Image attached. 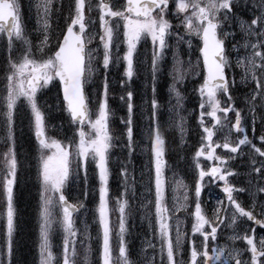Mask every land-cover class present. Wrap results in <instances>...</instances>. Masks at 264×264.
I'll return each mask as SVG.
<instances>
[{
    "label": "snow or ice",
    "instance_id": "6c2138e0",
    "mask_svg": "<svg viewBox=\"0 0 264 264\" xmlns=\"http://www.w3.org/2000/svg\"><path fill=\"white\" fill-rule=\"evenodd\" d=\"M35 7L39 18L37 42L34 43L27 34L19 0H0V37L6 38L7 65L4 75L6 95L0 96V101L6 109L3 127L7 134L6 141L10 142V147L3 153L4 175L0 177V190L6 204L5 238L0 246V264H15V237L18 234L14 204L18 174L15 124L19 108L24 107L30 111L29 124L39 145V264H75L77 229L74 214L84 208V204L70 202L65 190L70 183L83 180L82 195L87 198L89 161L94 165V175L99 185L97 212L102 244L97 264H133L124 239L128 219L126 209L130 207L127 197L131 190L128 186L116 200L119 239L118 256L113 257L109 207L110 165L114 149L121 145V140L110 127L113 111L109 101L115 97L110 94L108 73L111 67L124 63L120 87L125 91L119 100L126 106V118L121 120L123 128L119 136L123 137L122 150L127 152L130 161L136 146L132 118L134 94L128 90V85L138 71V47L148 39L152 46L153 79V98L149 101L151 115L148 117L149 155L154 168V201L150 203L155 208L154 231L160 245L159 264H264V235L257 234V230L264 233V202H256L258 195L264 200V130L255 137L257 105L264 113V0H253L251 15L246 10L248 0H125L124 3L119 0L115 3L99 0L96 9L101 29L98 34L99 51L102 53L100 67L103 69L99 93L88 91L96 57L88 49L94 37L86 35V0H74V10L70 9L65 27L59 35L50 23L53 0H39ZM88 7H92L90 0ZM243 16L249 18L245 20ZM194 39L197 41V62L193 65L189 59V67L185 69L177 48L173 55L174 82L170 86L176 99L175 107L183 109L185 97L177 83H182L189 73L200 80L198 87L193 89L198 98L200 146L192 157L196 177L192 201L194 211L189 213L192 217L191 234L193 237L199 236L200 243L198 245L195 239H191L185 253L182 249L186 234L180 231L177 224L173 239L169 223L171 217L166 202L164 176L166 149L156 115L160 104L155 97V80L170 48L169 41L175 40L176 45H186L190 55ZM16 42H20L23 47L16 48ZM121 44L125 46L122 56L119 55ZM242 51L244 55H241ZM231 54L236 56L234 61L229 59ZM234 68L240 69L239 82L232 71ZM249 82L253 87L241 101L234 93L239 91L238 84ZM53 88L58 90L57 106L68 114V127L72 133L70 137L65 134L63 140L47 134L53 106L42 100V95ZM221 97L224 98L223 106ZM238 101L245 107H237ZM93 103L95 112L90 108ZM229 113L234 114V124L231 126ZM245 113L252 119L253 139L249 138L247 129L242 126V121L246 119ZM180 121L183 136V117H180ZM56 131L60 132V129ZM233 131L242 133L243 138L233 142ZM218 132L223 135V143L213 139ZM254 139L261 146H257ZM241 146L250 149L249 153H242ZM217 148L226 149L229 155L218 156ZM238 157L246 158L251 169L247 173L249 179L246 187H237L230 182V178L242 175L230 166ZM201 159L213 163L206 169ZM120 174L128 178L130 173L127 164H121ZM212 185L219 191L215 203L208 208L212 200L211 192L207 201L202 203L201 198L205 189H210ZM253 188L255 191H252ZM179 189H183V202L178 201V208L185 209L188 187L182 180L176 182L173 191ZM245 193L250 194L251 204L240 201L239 197ZM76 199L79 200V197ZM57 206L64 234L61 261H57L54 256L50 241L53 210ZM257 207L259 212L256 211ZM178 208L174 207L173 212ZM221 226L232 229L233 234L225 237ZM221 238L226 240L224 244L218 243ZM210 241L213 244L211 249ZM237 241L244 246L237 247ZM148 247L156 251L155 245L149 243ZM245 256L248 258L245 259ZM148 260L149 264H156L155 257H149Z\"/></svg>",
    "mask_w": 264,
    "mask_h": 264
},
{
    "label": "rangeland",
    "instance_id": "374dc122",
    "mask_svg": "<svg viewBox=\"0 0 264 264\" xmlns=\"http://www.w3.org/2000/svg\"><path fill=\"white\" fill-rule=\"evenodd\" d=\"M106 1H108L109 3H115L116 2V0H105V2ZM98 2H99V0H90L91 6H92L91 9H89L90 13H91V17H93V13L96 10V5L98 4ZM119 2L120 3H124V0H119ZM87 3L89 4V0H86V4ZM99 30H101V29L99 27L98 17L93 18L90 21V24L88 26L89 34L94 37V39L92 40V43H91L92 54H93V56L96 57V62L94 63L93 68H94V70L98 69L99 71L100 70L103 71L102 67H100V58H101V54L102 53L99 51L100 48H101V46H100V44L98 42ZM36 34H37L36 30L32 31L31 33L29 32V36H30L29 38L32 39L34 43L37 42L36 41ZM51 43H53V42L51 41ZM195 43H196V40L194 39L193 40V49H192L190 55H189V52L187 50L186 45L181 44L182 47L180 45L181 51L178 52V56H179V59L184 62V68L185 69H187L189 67V65L187 63L189 59H191L193 65H195V63L197 62L195 60V58H196L195 56L197 54V52H195L196 49L194 47ZM5 45H6V38L0 37V48H3L5 50ZM20 45L23 46L21 43H20ZM120 50L121 51L125 50V46L123 44L120 45ZM147 53L148 52H144V54H147ZM175 53L176 52H166L167 56H169V57H173V55ZM123 54H124V52H120L119 53V55H121V56ZM244 54L245 53L242 51L241 55H244ZM230 58H232L233 61H234L236 59L235 54L230 55ZM144 60L147 61L146 57L142 56L141 57V61H144ZM119 65L111 67L109 72H111V73L116 72ZM173 65H174V62H173ZM124 67H125V65L123 64V67H122L123 71H124ZM172 69H174V66H173V68H169L168 71H173ZM232 71H234L236 73V79H237V81H239V79H240V75H239L240 69L239 68H234ZM159 73H161V70H159L157 72V74H159ZM57 91H58L57 89L53 88L51 91H47L45 94H43L42 97H44L47 100L49 105L53 106L52 109H53V112H54L55 116H59V115L62 116V115H65L66 112L61 111V109L58 106H56L57 105L56 104V101H57L56 93H57ZM4 95H6L5 92H4ZM21 103H23V101H21ZM2 104H3V102H2ZM244 107H245V105L242 103V108H244ZM24 109L26 110V112L28 111L30 113V111L26 107H24ZM115 110H116V108L113 111H115ZM244 115L246 116V119L242 121V126L247 129V134H251L252 133V119H251V116H247L246 113ZM27 117H28V120L26 122L25 121L19 122L20 120L18 121L17 120V116H16V124H15V146H16V153H17V160H18V174H17V178L21 174V178L24 176V179L29 175V170H30V167L33 165L34 160H35V163L37 162L35 164V170H37V168H38V157H39V145L36 143V141L34 139V131L30 127V124H29L30 115H28ZM230 119H231L232 124H234V117L230 116ZM18 122H19V131H18V125H17ZM255 125H259V124L255 123ZM52 129H53V126L49 125L48 131L52 130ZM85 130L88 131V128L86 127ZM6 135H7L6 133L5 134H1V136H0L1 144L5 143V142H6V144L10 143V142L6 141ZM233 135H235L237 138L239 137V139L243 138V134L242 133H235L233 131L232 134H231V139L234 138ZM253 137H254V135L252 137H249V138L253 139ZM255 137H258V136L255 135ZM254 142L257 143V146H261L259 144L258 140L254 139ZM19 143L21 144L20 146H19ZM244 148H246V146H244ZM18 149H19V151H18ZM228 155H229L228 151L225 150L224 154L222 156L227 157ZM238 158H242V157H238ZM201 163L204 166L209 167L213 162L201 159ZM1 164H2V162H1V159H0V165ZM2 166L4 168V162H3ZM230 166L233 169L236 170L237 166H238V163L237 162H232ZM3 168H2V170H3ZM3 175H4V173L2 171V173H0V177H2ZM195 175H196V172H195ZM242 178L244 180L246 178V175L242 176ZM34 179H35V182L39 184V180H38L37 174H34ZM22 182H26V181L24 180ZM20 183H21V181H20ZM29 183H30V180H29ZM71 184L73 185V188H74L75 186H77L78 181L74 182V183H71ZM246 185H247V182H246ZM214 187H216V186L212 185L210 189L207 188L206 194L204 196V200L207 201L208 200V196H209V192H211L212 200L210 201V203H208V205H207L208 208L211 207V204L215 203V199L217 198V193H216ZM21 189H23L22 185H20L19 190H21ZM239 199H240V197H239ZM175 200L178 201L179 197H175ZM74 201L75 202H80L77 199H74ZM135 202L137 204L138 201L135 200ZM135 202H134V204H135ZM129 203H130V201H129ZM14 204H15V201H14ZM0 207H2V209H0V240H2V239L5 238V233H4L3 227L5 226V223H6V204L4 202H0ZM171 207H172V200H171V206L168 209L170 210ZM116 208H118V207H116ZM176 208H178V205L176 206ZM147 210H149V209H147ZM130 211L131 212H135V206H133L132 208L129 207V209H126V215L128 216L127 225H128V223L130 222V220L132 218V217L129 218ZM171 212L174 215L176 213V211L173 212V210ZM56 213L59 214V215L61 214L60 213V209H59L58 206L56 208H54V210H53V215H55ZM97 216H98V212H97ZM152 216H154L153 213H152ZM37 217H36V224H40V202H39V205H38ZM110 222H111V220H110ZM221 228H222V226H221ZM52 229L53 230H51V233H50V241H51V245H52V252H53L54 256L57 258V261H61L62 260V252H63V235L64 234H63L62 227L60 226V222H59V226L52 227ZM113 229L115 230L113 232V235H112L113 241H114V236L118 240L119 239V220L116 221ZM36 231H38L37 241L39 243V227L36 228ZM28 233L29 232H23V234L21 235L20 239L18 240L19 243H20V241H23L22 237H26L25 234L28 235ZM126 236H127V232L125 233V236H124L125 240H126ZM55 240L56 241H60V244H59L58 247H56V245H55ZM195 240H196V243L198 244L199 240L198 239H195ZM149 243L154 244L156 246L157 253L159 254L160 245H159V241L157 239H153V240L145 242L143 244V246L141 247V252L144 253V252H146L148 250ZM212 246H213V244L209 242V247L211 248ZM38 249H39V245H38ZM54 250H56L57 252L55 253ZM159 257H160V254H159ZM129 259L131 260L130 256H129ZM184 259L185 260L187 259L186 255H185ZM39 260H40V257L38 259L37 264H39Z\"/></svg>",
    "mask_w": 264,
    "mask_h": 264
},
{
    "label": "trees",
    "instance_id": "16d2710c",
    "mask_svg": "<svg viewBox=\"0 0 264 264\" xmlns=\"http://www.w3.org/2000/svg\"><path fill=\"white\" fill-rule=\"evenodd\" d=\"M253 1H249L248 2V6L251 7ZM191 108L193 113V116H196V118L198 117V111L196 110V105L193 106V104H184L183 105V110L181 112V117H183V119H188L189 120V113L191 112ZM195 110V111H194ZM160 118L161 120H163V122H167L168 125L171 124V119L174 115H175V108L171 109L169 108L167 105H163L160 108ZM195 127L198 128L197 124L195 125ZM193 129V127L191 128V130ZM184 135L187 134L186 131H184L183 133ZM189 136H192L191 134H187ZM137 137V134H135V138ZM137 138H139L138 140V144H140V146H144V141L142 140V138L140 136H138ZM136 138V139H137ZM199 138V136H198ZM198 143L194 138H188V136L185 139H180L178 141V145L181 144L183 146H195L194 144ZM178 152L180 151V147L177 148ZM135 154H139L138 151L135 152ZM97 257H98V251H97V245L94 244V242H91L90 244H85L82 243L81 245H79L77 247V251H76V257H75V264H97ZM32 261L31 259L28 260V263L30 264Z\"/></svg>",
    "mask_w": 264,
    "mask_h": 264
}]
</instances>
